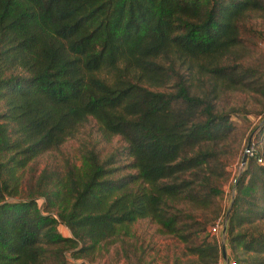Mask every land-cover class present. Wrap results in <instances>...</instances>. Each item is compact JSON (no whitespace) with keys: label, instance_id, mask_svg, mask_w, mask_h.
<instances>
[{"label":"trees","instance_id":"1","mask_svg":"<svg viewBox=\"0 0 264 264\" xmlns=\"http://www.w3.org/2000/svg\"><path fill=\"white\" fill-rule=\"evenodd\" d=\"M250 13L264 16V0H0V264H87L144 218L198 239L209 222L173 205L202 208L221 192L209 181L215 147L233 127L217 92L264 94L263 75L238 62ZM87 119L124 141L133 172L115 176V152L84 148L78 164L25 185L28 163ZM255 129L258 145L264 113ZM253 152L220 223L234 264H264V162ZM215 237L188 248L197 264L219 259Z\"/></svg>","mask_w":264,"mask_h":264},{"label":"rangeland","instance_id":"2","mask_svg":"<svg viewBox=\"0 0 264 264\" xmlns=\"http://www.w3.org/2000/svg\"><path fill=\"white\" fill-rule=\"evenodd\" d=\"M241 32L242 45L236 48L237 53H240L238 62L243 67H255L258 73L263 75L264 80V16L259 13H250L242 22ZM184 68L183 65L182 69ZM192 86L195 89L197 82L193 81ZM214 106L215 109L229 115L233 127L229 136L215 147L217 150L216 173L210 177L209 181L221 192L202 208H194L181 202L173 205L176 209L179 208L187 215H191L198 223H204V220L209 222L204 226L205 230L199 233L198 239L204 233L211 235L208 229L212 219L217 217L213 222L218 219L224 220L234 195L232 189L234 179L237 176L238 179L241 177L243 166L240 165V159L247 143V151H251L252 157L254 149L259 147L257 161L264 162V142L262 136H259L257 138L259 143L256 144L255 129L264 113V94L222 90L217 92ZM124 146L125 143L119 136L102 139L94 121L87 119L78 132L73 137L67 138L56 150L44 152L29 162L22 171V182L25 185L32 183L43 168H55L56 171H60L65 161L78 164L84 148H92L99 159H104L115 152L114 166L118 167V170L114 172V175L132 173L133 170L127 167L129 159L126 157ZM37 204H41V199L37 200ZM58 230L62 235L68 233L61 225ZM191 230L190 227L189 231ZM215 238L221 251V244L223 243L224 246V235L219 232ZM198 239L182 242L174 235L160 232L159 226L150 219H138L131 225L128 235L119 236L96 252L90 260L85 261L87 264H197L196 256L190 254L188 248L198 243Z\"/></svg>","mask_w":264,"mask_h":264},{"label":"built area","instance_id":"3","mask_svg":"<svg viewBox=\"0 0 264 264\" xmlns=\"http://www.w3.org/2000/svg\"><path fill=\"white\" fill-rule=\"evenodd\" d=\"M223 222H224V220H223ZM220 223H221V220H219V219H218L217 221H215V222L209 227V229H208V233L211 234V235L216 236L217 233L220 232V230H221V232H222V229H223L224 225H223V223H222V225H220ZM220 227H221V228H220ZM221 232H220V233H221ZM221 234H222V233H221ZM225 257H226V256H225ZM222 261H224V259H223L222 257H219V259L216 261L215 264H222ZM224 263H225V264H234L233 261L227 260V258H226V261H224Z\"/></svg>","mask_w":264,"mask_h":264},{"label":"water","instance_id":"4","mask_svg":"<svg viewBox=\"0 0 264 264\" xmlns=\"http://www.w3.org/2000/svg\"><path fill=\"white\" fill-rule=\"evenodd\" d=\"M247 150H248V143L246 144V146H245V148H244V150H243V152H242V155H241V159H240V165H241V166H243L244 163H245L246 155H247ZM237 180H238V176H237V177L235 178V180H234V183H233V187H232V189H234ZM231 203H232V200L230 201L229 207H228V209H227V211H226V213H225V216H224V222H225V220H226V217H227V215H228L229 209H230V207H231ZM223 231H224V227H223L222 232H221L222 235H223ZM221 253H222V258L224 259V261H226L225 250H224L223 243L221 244Z\"/></svg>","mask_w":264,"mask_h":264},{"label":"crops","instance_id":"5","mask_svg":"<svg viewBox=\"0 0 264 264\" xmlns=\"http://www.w3.org/2000/svg\"><path fill=\"white\" fill-rule=\"evenodd\" d=\"M222 264H225L224 261H222Z\"/></svg>","mask_w":264,"mask_h":264}]
</instances>
